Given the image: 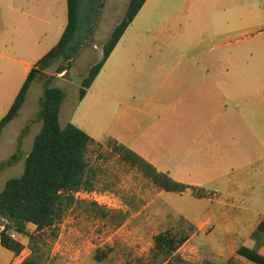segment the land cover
<instances>
[{"label":"rangeland","instance_id":"rangeland-1","mask_svg":"<svg viewBox=\"0 0 264 264\" xmlns=\"http://www.w3.org/2000/svg\"><path fill=\"white\" fill-rule=\"evenodd\" d=\"M129 2L109 0L107 7L97 16L92 1L82 2L79 28L74 40L81 47L80 54L71 63L65 64L69 69L67 73L54 76L52 81L66 94V105L60 121L62 127L73 123L84 128L83 120L93 124L100 120L101 109H91L98 103L100 105V98L88 95L84 103L79 104L81 83L89 69L102 59L103 45L114 24L125 16ZM40 3L45 5L46 20V23L39 24L36 38H41L40 42L32 38L35 29L29 21L28 32L24 31V37L30 40L24 47L19 44L0 47V120L9 111L25 82L28 65L35 66L60 39L63 30L57 29L56 25L66 26L67 0H40ZM7 23L9 30H12V21L7 19ZM95 27L96 32L92 35L91 31ZM99 30L101 33H97ZM227 40L233 43L227 44ZM155 42L178 45L168 51L172 65L180 60L185 64L188 53V57L196 61L205 59L206 69L220 76L223 101L229 99L227 104H223L228 114L218 119L221 127L226 129V136L228 131V136L235 141L247 142L243 144L245 149L239 146L234 161L226 159L224 155L217 164L212 161V170L230 167L231 164L236 167L243 162L245 166L239 171L234 169L224 180H212L211 186L230 191L238 189V185L242 186L244 190H238L235 196V204L239 207L249 202V198L254 201L263 198L258 195L264 191V0H147L125 33L120 50L110 60L106 70L108 75H117L118 63H122L119 60L136 56L137 52L130 49L129 43ZM95 46L100 48L96 49ZM58 65L50 69L47 75L53 76ZM129 68H132V73H137L132 64ZM181 69L182 65L177 72ZM141 77L135 74L122 81L126 87L132 85L146 91L150 82L146 77ZM129 79L131 81H127ZM43 88L44 79L31 85L18 117L3 130L0 164L16 153L20 137L22 154L14 164L0 170V192L7 180L23 173L26 156L42 128L37 115ZM76 108L80 112L75 113ZM87 110L93 112L88 114ZM118 112L119 109H111L107 121H111ZM215 119L217 117L210 118L213 121ZM95 136L97 143L104 145L103 148L93 146L90 153V159L102 168L100 181L94 190L96 195L76 196L77 204L59 224V236L51 247L46 264H151L155 235L169 228L185 229L187 222L182 216L189 217L194 225L201 224L215 209L207 199L197 198L189 191L182 194L162 191L137 168L115 155L107 147V139L102 141L99 132ZM222 141L227 142L228 138L224 136ZM246 158L259 161L251 165ZM251 174L255 179L250 177ZM251 184L256 185L254 191L258 195L248 194L247 188ZM94 199L99 201L97 204L103 210L91 205L96 203ZM103 213H107L105 217ZM219 216L223 226L230 219L239 218V212L221 210ZM29 229L34 231L35 227L29 225ZM13 236L26 248L19 256H15L0 247V264H20L30 255L28 238L17 233H13ZM203 240V235L197 236L193 244L200 247ZM253 240L255 245L249 248L264 255V234L259 233ZM96 256L101 260L98 261ZM196 259L199 263V258Z\"/></svg>","mask_w":264,"mask_h":264},{"label":"crops","instance_id":"crops-1","mask_svg":"<svg viewBox=\"0 0 264 264\" xmlns=\"http://www.w3.org/2000/svg\"><path fill=\"white\" fill-rule=\"evenodd\" d=\"M108 1L105 2L102 10L107 7ZM44 6L40 0H0V24L2 25L0 47L14 44L24 47L30 40L24 37V31L28 32L29 21L32 22V28L36 30L33 31L35 33L32 38L37 39L35 41L39 43L41 38H36L39 34V24L46 23ZM7 19L12 21L10 24L12 30H9ZM121 19L114 24L111 34ZM23 27H25L24 30ZM56 27L63 32L66 28L63 25H56ZM96 28L93 29L92 35L96 32ZM100 31L97 33H101ZM123 37L85 96L86 98L88 95H93L101 99L100 105L98 103L91 108L101 109L100 120H97L96 124L83 120L84 128H81V125H74L85 130L96 142L98 141L95 134L98 132L102 136V141L108 138L117 140L155 166L158 171L169 174L176 181L212 191L213 197L203 199H207L210 205L215 206V209L203 223L194 225L189 217L180 215L197 229V232L192 234L178 250L184 259L192 263H197L196 257H198L199 263L207 260L217 264H227L230 261H234L235 264H254L240 256L238 250L243 246L255 245L253 235L264 219V191L258 195L254 191L256 185H249L247 188L249 195H258L263 198H258L256 201L249 198V202L239 207L235 204V196L238 195V190H244L242 186L238 185L239 188L232 191L211 186L212 180H224L234 169L237 168L239 171L245 166L243 162L236 167L231 164L230 167L212 170V161L217 164L219 160H222L223 155L226 159L234 161L237 158L239 146L242 145L243 147L240 148L245 149L243 144H247V142L235 141L228 136V131L226 136V129L222 128L218 121L223 114H228L227 109H223V104L229 102V99L225 101L222 99L220 76L211 74L210 70L206 69L204 58L196 61L188 57L189 53L186 54L185 64H182L181 60L175 65L170 64L168 51L174 47L177 48L178 45L166 42L129 43L130 49L137 52L136 56H131L124 61L119 60L122 63H118L117 75H108L106 70L109 62L120 50ZM226 43L233 42L227 40ZM186 46L191 45L186 44ZM95 48L100 47L95 46ZM131 64L137 73L131 72L132 68H129ZM181 65L182 69L177 72ZM32 67L28 65L27 75ZM135 74L142 75L141 78L146 77L150 82L148 90H140L132 85L129 88L124 85L122 79ZM85 98L79 101L80 105L84 103ZM65 105L66 98L61 107L60 121ZM77 109L75 113L80 112V109L79 111ZM111 109H119V112L108 122L107 118ZM87 112L89 114L93 110H87ZM212 116L217 117V120H210ZM106 123L109 124L105 125ZM224 136L228 138L227 142L222 141ZM250 147L251 145L248 144V148ZM246 160L251 165L259 161H253L250 158ZM255 173L257 174V171ZM252 174L250 177L255 179ZM258 175L259 173L257 177ZM250 189H253V192H250ZM221 210L238 211L239 218L230 219L222 226L219 216ZM201 235L204 236V240L202 245L197 247L193 244V240ZM199 255L203 257L200 258Z\"/></svg>","mask_w":264,"mask_h":264},{"label":"trees","instance_id":"trees-1","mask_svg":"<svg viewBox=\"0 0 264 264\" xmlns=\"http://www.w3.org/2000/svg\"><path fill=\"white\" fill-rule=\"evenodd\" d=\"M84 0H67L68 21L58 43L47 52L29 71L7 114L0 120V138L4 128L18 117L25 104L31 85L44 79L43 94L37 120L42 128L36 136L31 151L27 154L25 168L18 177L7 180L0 192V247L19 256L26 246L13 233L28 238L30 255L20 264H46L53 243L59 236V224L65 214L76 204V193L92 192L100 181L102 168L90 159L91 148L103 144L94 141L86 132L73 124L62 127L60 112L66 98L65 91L52 84L53 77L68 72V65L78 57L81 47L75 44L79 28L80 10ZM96 8V16L105 6L106 0H90ZM147 0H130L125 16L103 45V57L94 64L82 80L79 101L102 71L108 58L120 42L128 27L133 23ZM93 30L91 31L92 34ZM90 34V35H91ZM59 64L53 76L48 71ZM23 130V135L26 133ZM22 137L19 138L16 153L0 164V170L14 164L22 154ZM107 147L122 161L137 168L153 184L166 192L182 194L191 192L197 198H209L212 192L174 180L169 174L160 172L151 163L117 140L108 138ZM95 208L102 209L97 203ZM107 213H103L105 217ZM185 220V219H183ZM187 222V221H186ZM185 229H167L154 236L151 264H217L212 261L192 263L184 259L178 250L197 229L186 223ZM29 225L35 227L30 231ZM264 234V219L253 237ZM238 254L254 264H264V256L257 250L243 246ZM98 261L100 257L96 256ZM227 264H235L230 261Z\"/></svg>","mask_w":264,"mask_h":264},{"label":"built area","instance_id":"built-area-1","mask_svg":"<svg viewBox=\"0 0 264 264\" xmlns=\"http://www.w3.org/2000/svg\"><path fill=\"white\" fill-rule=\"evenodd\" d=\"M96 195V192H88V191H80L78 193H76V196H83V197H90V196H94ZM94 201L97 203H99V201L97 199H94Z\"/></svg>","mask_w":264,"mask_h":264}]
</instances>
